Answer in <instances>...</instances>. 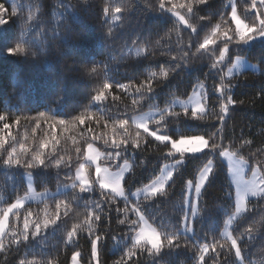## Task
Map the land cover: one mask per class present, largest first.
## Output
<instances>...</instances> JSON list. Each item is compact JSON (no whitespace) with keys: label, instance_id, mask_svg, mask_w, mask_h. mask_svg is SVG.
I'll return each mask as SVG.
<instances>
[{"label":"trees","instance_id":"16d2710c","mask_svg":"<svg viewBox=\"0 0 264 264\" xmlns=\"http://www.w3.org/2000/svg\"><path fill=\"white\" fill-rule=\"evenodd\" d=\"M0 2L9 9L16 7L19 14V18L9 17L8 24L0 26V115H6L10 125L0 132L4 137L0 148V215L3 208L27 192L26 173L32 175L37 191L56 190L74 182L89 143L106 156L116 151L111 146L113 140L127 136L128 150H121L118 159L105 157L102 162L110 168L132 163L124 184L128 194L150 184L161 174L164 165L182 157L166 154L170 144L140 132L132 125L131 117L154 106L164 107L171 99L188 98L200 83L207 85L210 95L209 110L202 115L204 119H190L191 111L188 116L176 111L179 116L172 115L166 120L169 136L178 139L201 134L207 138L222 127L220 135L230 145V151L247 161L251 170L257 168L264 180V41L234 46L229 50L231 61L219 72L211 69L207 56L191 55L211 34L212 27L222 23V17L228 23L222 24L221 32L235 28L230 20L228 0H208L194 6V16H188L186 8L180 7L191 0H170L166 7L176 5L175 11L196 26L194 33L171 13L159 11V0ZM250 3L251 0L235 1L238 16L247 23L257 14L249 8ZM106 7L110 9L107 15L103 12ZM116 7L126 10L116 13ZM4 14L0 9V15ZM21 40L33 46L28 49L27 57L8 55L6 49ZM136 50L142 53L138 55ZM185 52L189 55L185 56ZM169 54L177 59L170 60ZM237 57L258 65L259 72L247 71L226 79L223 73ZM161 68L172 69L167 79L159 75ZM153 72L157 73L151 81L155 91L147 93L144 89ZM105 83L112 87L105 89ZM222 83L231 85L227 94L237 101L228 105L223 122L219 120L221 99L214 91ZM118 84L126 87L119 88ZM142 84L144 88L137 92ZM99 91L104 92L105 99L93 101L92 97ZM40 113H45V117L40 118ZM78 116L86 117L83 123L75 120ZM33 117L39 119V124ZM60 120L64 123L60 124ZM124 120L128 123L121 129L119 125ZM105 140L109 143L105 144ZM133 140H139V149L131 148ZM245 140L251 143L242 147ZM45 143L47 147L42 148ZM13 148L16 149L13 156L21 161L19 166L3 163ZM38 154L45 159L46 167L37 161H33L32 168L23 166ZM61 159L63 162L57 165L56 161ZM209 159L214 161V173L200 198L193 232L180 233L189 215L188 181L196 179ZM164 192L167 194L130 204L98 187L90 193H80L77 186L45 202L30 204L11 220L0 264H19L21 260L26 264H71L74 253L80 254L82 263L90 264L91 239L96 235L102 237L98 242L99 264L127 261L125 253L131 247L127 240L139 228L137 222L132 231L129 223L138 219L134 208L140 209L161 233L162 247L158 254L154 250L149 252L148 246L137 249V255L127 264H240L232 241L222 236L236 203L228 167L218 153L207 151L200 156H185V165L177 170ZM97 203L103 211L95 207ZM248 208L247 214L235 222L232 239L237 240L236 247L241 249L243 264H264V195L250 201ZM94 215H99L100 220L92 219ZM52 220L57 223L52 224ZM121 220L125 223H119ZM25 221L31 225L27 230L29 239L20 242ZM45 222H48L46 228ZM37 223L41 230L33 236ZM249 228L251 233L246 232ZM73 229L76 233L69 238L68 233ZM164 233L179 235V246L166 247ZM205 244L210 247L203 252L204 262H201L199 256ZM213 244L215 248L211 247Z\"/></svg>","mask_w":264,"mask_h":264},{"label":"snow or ice","instance_id":"6c2138e0","mask_svg":"<svg viewBox=\"0 0 264 264\" xmlns=\"http://www.w3.org/2000/svg\"><path fill=\"white\" fill-rule=\"evenodd\" d=\"M169 2H170V0H159L158 10L171 13L173 16L177 17V19L179 21L184 23L186 25V27L191 30L192 33H194L196 31V26L188 18H186L184 15H180L179 13H177L175 11L176 5H172L171 7H166V5ZM206 3H208V0H191L190 4H182V5H180V7L186 8L188 16H194L195 15L194 6L203 5ZM257 5H259V8H257ZM249 8L250 9H257V14L255 15V17L251 23H247V22H245V20L241 19L237 14L236 4L231 3V5H230V20H231V22H234L235 28L234 29H228V30L221 32L222 24L228 23V21H225L222 17L221 18L222 23H218L214 27H212L211 34L206 36L203 39L202 43L198 44V47H196L195 52L191 53V55L192 56L199 55V57H201V58L207 56V58L211 61V65H210L211 69L219 72L221 70L222 65H225L226 62L231 61V57H229L226 61V54L234 46L239 47V46H242L244 44H247L249 41H254L258 38L264 39V12L259 11V9H264V0H251ZM0 9H3L4 13H5L4 15H0V26H4V25L8 24V22L10 21L9 17L10 18H13V17L19 18V14H18L16 7H11V9H9L8 7H6L5 3L0 2ZM109 10L110 9L107 7L104 8L103 9L104 14L107 15L109 13ZM124 10H126V9H124L122 7H116L115 8L116 13H121ZM154 10H156V9H154ZM199 19L204 20L205 17H199ZM229 32H231V34H229ZM30 47H33V46L29 42H24V40H21L19 42H16L14 44V46L7 48L6 52L10 56L20 55V56H26L27 57L28 49ZM33 55H34V53H33ZM184 55L188 56L189 52H185ZM169 59L175 61L177 59V57L169 54ZM236 65H239L238 60L234 66H236ZM177 66H179V65H177ZM96 70H97L96 68L91 69L92 72H96ZM171 71H172V69L165 70L164 68H161L159 75L161 77L167 79L168 76L170 75ZM231 74H232V69L229 68L228 69V75L231 76ZM156 77H157L156 72L151 73V75L148 77V84H147V87L144 89L145 92L152 93L155 91L154 87L152 86L151 81L153 79H155ZM223 79L224 78L221 77V80H223ZM103 87L105 89H108V88H111L112 85L109 83H105L103 85ZM117 87L125 88L126 85L118 84ZM230 87H231L230 84H223L222 83L220 85V87H217L214 89V91H216L220 94V99H221L220 113L221 114L219 115V120L221 122L224 121L225 115L228 113V105H235L237 103V101H235L230 94H227ZM141 88H144L143 84L140 85V87H138L136 89V91L140 92ZM200 88L203 89V84L200 85ZM104 99H105V94L103 91L97 92V94L92 97L93 101H103ZM225 100H226V102H225ZM133 103H136V101H133ZM240 103H243V101H241ZM203 112H204V108L200 106L199 100H197L196 106L191 109L190 119L203 120L204 117L202 115L198 116V113H203ZM188 113H189V109L187 108V106H185L184 110H183V114L185 116H188ZM39 115H40V118L45 117V113H40ZM172 115L179 116L180 113H172ZM32 119H34L36 121V123L39 124V119H37L35 117H33ZM53 119H54V117H53ZM85 119H86V117H84V116L75 117V120L79 121L80 123H83ZM15 122L16 123L19 122V117L16 118ZM0 123L3 124V128H0V132H3L5 129H8L10 127V125L8 123V117L6 115H0ZM59 123L63 124L64 121L60 120ZM127 123H128L127 120L121 121L119 127L121 129H123L125 124H127ZM137 129H143L144 133L154 137V139L156 141L164 142L166 145L170 144V149L166 153L168 155H176V153H180L181 157H183L184 153H197V152L207 150L209 152L218 153L220 156L224 157L225 159H228L230 168H232L233 158L237 155V153L230 151V145H226L224 143V138L220 135L223 132L222 127L217 128L216 132H213V133L207 135V138L205 135L198 134V135L182 136V137H179L178 139H172L171 137H169L166 134H157L156 131L150 132L148 124L146 122H141V123L137 124ZM139 135H140V132L137 131V137H139ZM104 143L108 144L109 142L107 140H105ZM250 143H251L250 141L245 140L241 146L243 147L244 145H247ZM3 145H4V137L2 135H0V148H3ZM111 146L114 149H116V151L114 154L112 152L107 153L106 158L118 159L121 156V150L124 152H126L128 150L129 140H128L127 136H125L123 139H121L119 141L113 140ZM130 146L134 150L139 149L140 148L139 140L131 141ZM41 147L42 148L47 147V144L46 143L42 144ZM87 147H88V154L86 155V159L88 161H93V162L98 161L101 153L96 152V154L93 155L92 153H93L94 149H93V145L91 143H89ZM21 149L23 150V145H21ZM15 151H16V149L13 148L12 152H10L8 154V159L4 160V162H3L4 164H6V165H13L14 164L17 166L21 165V161L18 159H15V157L13 156V153H15ZM76 151L80 152V149L77 148ZM33 161H37L39 163V165H41V166H44V167L47 166L45 163V159L42 158L40 154L36 155L32 161L24 162L23 166L27 167V168H32L35 166ZM180 161H181V159H178L176 161V163H179ZM62 162H63L62 159L57 160L56 164L59 165ZM246 163H247V161H244L242 158L237 162V165H238L237 170H236L237 175H240L242 173V171H243L242 165H244ZM125 164H126V166H128L127 162H125ZM66 166L70 167L69 164H66ZM84 168H85V164L80 163L79 167L76 170V177L80 181V184H79L80 193H86V192H90L93 190V188L88 184V182L86 181L85 177L82 174ZM94 171H95V177H96L94 183H98L99 188L101 190H104L106 188L111 187V191L113 193H115L118 196H124V192L120 189V182H121V178H122V173H117V174L109 173L108 169H106V168L102 169L99 163H96ZM213 172H214V162L211 159H209L206 162V164H204L203 167L199 170V180L197 183H195V186H194L195 195L197 197H200L201 190L204 187L207 178L209 176H211ZM172 175H173L172 172L169 171L167 173V177L165 178L164 182H160L159 178L157 179V181H154L153 186L151 188L152 194L155 195L156 193H159L162 196L166 195L167 193L163 191L164 183L167 182V180L171 179ZM156 183H159V187L155 186ZM72 187L75 188V187H77V185L73 184ZM188 187H189V189H191L193 187L192 181H188ZM256 194L257 193L254 191L251 193V195H253V196H255ZM245 195H247V189L245 190ZM243 198L244 197L240 196L238 193V201H237V205H236L237 213H239L241 211L240 201L243 200ZM21 206H22L21 201L18 200L16 203L10 205L7 209L3 210L2 215H0V237H3V235L5 234V225H6V222L8 220L9 213H11L13 209H19ZM95 207L100 209L101 211H103L102 206L99 203H97L95 205ZM57 208H59V204L57 205ZM133 211L137 212L138 217H139V221L144 222V216L142 214H140V209L134 208ZM192 211H193V215H194L195 209L193 208ZM92 219L100 220V216L94 215V216H92ZM185 219H187V217H185ZM232 219L233 218L230 217L228 222L231 223ZM51 223L56 224L57 221L52 220ZM85 223H87V221H85ZM119 223L124 224L125 221L121 220V221H119ZM129 223L131 226V230L134 231L135 226L137 225V221L132 220ZM47 226H48V222H45L44 227L46 228ZM28 227H29L28 222L25 221V224H24L25 231L22 234L23 240L20 242H24V241L29 239V233L27 231ZM88 227H89V229H91V224H89ZM40 230H41V225L39 223H37L35 225V231L32 232L31 235H33V236L38 235ZM184 230L185 231H192V229L187 227V225L185 226ZM251 231H252V228H249L246 230L247 233H251ZM75 233H76V229H73L72 231H70L68 233L69 238H71ZM101 239H102V237L99 235H96L94 238L91 239V257H92V260L97 261V264H98V242ZM179 239H180V237L177 234L164 233V240L166 241L165 246L168 248L178 247L179 246ZM226 239L232 241L231 246L236 248L235 256L237 258H240V264H243L241 249L236 247L237 240L232 239L231 236H226ZM160 240H161V235L159 233L155 232V230H153L152 234L148 235L146 240H145V234L143 233V230H141L140 233H137L134 237H132L133 242L131 244V247H129L127 252L125 253V256L127 257V261L132 260L133 257H135L137 255V252L135 250L142 249L144 247V244H142L141 241H145L147 244L151 245V248L147 249L149 252H151L152 249H156V253H154V254H158L160 251V248L158 247ZM209 247H210L209 245L205 244L204 248L202 249L201 255L199 256V260L201 262H204L203 252L207 251ZM211 247L215 248V245L213 244ZM2 251H4V248H3L2 240H0V252H2ZM79 255H80L79 253L73 254V256L71 258L72 264H76L77 257ZM127 261L122 259L121 261H117L116 264H127ZM19 264H26V261L21 260V261H19ZM27 264H32V262H27ZM205 264H206V262H205Z\"/></svg>","mask_w":264,"mask_h":264},{"label":"rangeland","instance_id":"374dc122","mask_svg":"<svg viewBox=\"0 0 264 264\" xmlns=\"http://www.w3.org/2000/svg\"><path fill=\"white\" fill-rule=\"evenodd\" d=\"M235 1L236 0H228L227 8L229 11H230L231 3H235ZM257 8H258V5H257ZM254 11L257 12V9H254ZM262 11L264 12V9H262ZM175 18L177 19V17H175ZM182 24L184 26H186L184 23H182ZM261 41H264V39L258 38L254 41H249L247 44H244V45L245 46H251L253 43L261 42ZM136 53L138 55H140L142 53V50H136ZM228 58H229V52L226 54V61ZM237 60L239 61V65L234 66L235 63L237 62ZM221 67H223V65ZM229 68L232 69L231 76L228 75V69ZM247 71L259 72V67H258V65L250 62L248 59H246L244 57H237V58H235V61L233 62V64L231 66H229L223 74H224V77L226 79L227 78L230 79V78L239 76L242 73L247 72ZM201 84H203V89L200 88ZM218 95L220 96L219 93H218ZM209 96L210 95H209L207 85L204 83H200L195 87L193 93L188 98H185V99L174 98V99H171L168 102V104L164 107L154 106L153 108H151V109H149L143 113L132 116L131 117L132 125L135 128H137V124H139L141 122H146L148 124L150 132L156 131L157 134H166L169 136L167 129H166V127H167L166 120L172 116V113H174L176 111L183 112L185 106H187L189 111H191V109L196 106V101L199 100L200 106L204 108V112L198 113V115L206 114L209 110V106H208L209 105ZM138 130L140 132L144 133L143 129H138ZM150 137L152 139H154V137H152V136H150ZM161 143H164V142H161ZM93 149H94V151L92 153L93 155H95L96 152L101 153V155H100V158L98 161H95V162L88 161L86 159V155L88 154V149L86 151L85 160L83 162L85 164V168H84L82 174L85 177L88 184L93 188V190L96 187L99 188L98 183H94V181L96 179L95 171H94L96 163H99L102 169H104V168L108 169L109 173H112V174L122 173V178H121V182H120V189L124 192V196H118L115 193H113L111 191V187L106 188L103 191L110 193L115 198L120 199V200H124L125 202H128L130 204H134L136 202H139L143 198H148V197L155 196V195L159 194V193H156L155 195L152 194L151 188L153 186L154 181H157V179L159 178L160 182H164L165 178L167 177V173L169 171H171L173 174L172 178L167 180V182L164 183V189H163V191H164L168 187V185L172 182L177 170L181 166L185 165V156H200V155L204 154L205 152H207V150H205V151H201V152H197V153H184L183 157L180 158L181 161L179 163H176L177 160L170 162V163H167L166 165H164L161 174L156 179H154L150 184H148L142 188H139V189L135 190L134 192L128 194L125 191L124 184H125L126 178L128 177V175L132 171V163L127 162L128 166H126V164L123 163L118 168H110L108 165H105L102 162V160L106 157L105 154L100 152V150L95 145H93ZM171 156L172 157H179V156H181V154L176 153V155H171ZM220 158L228 167L230 183L234 189V199H235L236 205H237V201H238V193L240 196L244 197L243 200L240 201L241 211L239 213H237V211L235 210V212L232 215H230L226 221L225 229H224L223 234H222L223 238L226 239V236L232 237V230H233V227H234L237 219L242 217L243 215L247 214L248 209H249L248 208L249 202L252 200H256V199H258L264 195V180H263V177H262V174L260 173V171L257 168L251 170L248 163L242 165L243 171L240 175H237L236 174V170H237V166H238L237 162L240 160V158H237L236 156L233 158L232 168H230L228 159H225L222 156H220ZM213 173L211 176H209L207 178L206 183L201 190L200 197H197L195 195V191H194L195 183H197L199 180V173H198L196 179L194 181H192L193 187L191 189H189V187L187 185L186 207H187V211H188L189 215H188L187 219L185 220L183 227L180 230V233L191 234L193 232L192 223H193V220L199 215L200 198L202 196V193H203L206 185L208 184V182L212 178ZM75 178L76 179L74 182L61 185L56 190L37 191L35 189V186H34L32 175L30 173H26L25 174V182H26V186H27V192L24 195H22L21 197H19L15 202H13V203L9 204L7 207L3 208V210L7 209L10 205L16 203L18 200L21 201V204H22V206L19 209H13L12 212L9 213L8 220H7L6 225H5V234L3 235V237H0V240H2V243H3V248L5 246L4 239L7 236V233L9 231V227H10V222L12 219L17 218V215L30 204H39V203H42V202L49 200L50 198H52L58 194L68 192V191L74 189L72 187L73 184H76L79 187L80 181L78 180L77 177H75ZM155 186L159 187V183H156ZM246 189H247V195H245ZM92 191H90V192H92ZM253 191L257 193L255 196L251 195V193ZM90 192H86V193H90ZM193 208L195 209L194 215H193V211H192ZM140 214H142V213H140ZM137 217H138V214H137ZM230 217L233 218L231 220V223L228 222ZM137 222L139 224L138 230L133 235H131V237L127 240V242L130 241V244H132V242H133L132 237H134L137 233H140L141 230H143V233L145 234V240H146L148 235L152 234L153 230H155V232H157L161 235V233L153 225H151V223L146 219L145 216H144V222L139 221V217L137 219ZM28 225H29V227L31 226L29 223H28ZM186 225H187V227L191 228L192 231H185L184 229H185ZM141 243L144 244V246H148L149 248H151V245L147 244L145 241H141ZM158 247L160 249L162 247V235H161V240L158 244ZM152 250L156 251V249H152ZM76 264H84V263H82V261L80 259V255L77 257ZM90 264H97V261L92 260V262ZM98 264H99V257H98Z\"/></svg>","mask_w":264,"mask_h":264}]
</instances>
